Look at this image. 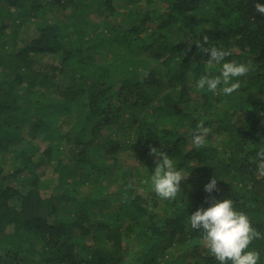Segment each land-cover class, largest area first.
Here are the masks:
<instances>
[{
    "label": "trees",
    "instance_id": "1",
    "mask_svg": "<svg viewBox=\"0 0 264 264\" xmlns=\"http://www.w3.org/2000/svg\"><path fill=\"white\" fill-rule=\"evenodd\" d=\"M256 3L0 0V264H217L188 220L225 199L264 234ZM205 36L252 66L229 96L196 90L222 66L199 51ZM201 120L211 133L196 149ZM152 147L187 174L174 200L152 190ZM121 153L143 169L125 171ZM251 248L264 264V239Z\"/></svg>",
    "mask_w": 264,
    "mask_h": 264
},
{
    "label": "clouds",
    "instance_id": "2",
    "mask_svg": "<svg viewBox=\"0 0 264 264\" xmlns=\"http://www.w3.org/2000/svg\"><path fill=\"white\" fill-rule=\"evenodd\" d=\"M254 7L257 13L264 15V4L256 3ZM208 41L205 36L203 43H197L199 51L209 55V66L213 63L222 66L219 74L200 76L196 81V90L229 96L240 89V78L252 71V66L236 61L224 62L231 55L230 50L205 47ZM210 133L211 128L206 127L201 120L192 135V145L196 149L202 148ZM150 155L157 158L150 178L152 190L162 200H174L180 191V182L187 178V174L177 170L174 161L166 152L152 147ZM257 157L260 161L257 174L264 177V149L257 153ZM216 187L217 181L211 179L204 190L210 194ZM188 223L191 229L202 232V241L217 264H260V252L251 248V245L256 240L264 239V234L253 228L246 214L235 210L231 199L213 201L206 210L198 209L189 217Z\"/></svg>",
    "mask_w": 264,
    "mask_h": 264
},
{
    "label": "rangeland",
    "instance_id": "3",
    "mask_svg": "<svg viewBox=\"0 0 264 264\" xmlns=\"http://www.w3.org/2000/svg\"><path fill=\"white\" fill-rule=\"evenodd\" d=\"M20 44V42H19ZM51 56H46L45 58H43L41 61H45V60H51ZM35 61V64L33 66V68L35 69H39V71L41 70V65H40V59H33ZM71 127V125H65L64 126V131H66L67 129H69ZM190 148V147H189ZM123 160H121V167H123V169L125 171H128L130 172V174L133 173V171L135 170V167H139L141 169H143V166H144V163L139 161L138 159L136 158H132L128 155H124L121 153V157ZM40 169L39 167L37 168V172H39ZM50 172V170L48 171ZM119 174V173H118ZM118 174H113V180L115 182L112 183V180L110 179L109 181H111V184H110V189H109V193H112L114 192L115 190H119L120 191V188L122 186V183H121V178L120 176H118ZM116 176V178H115ZM130 178V177H129ZM88 190V189H87ZM87 192V191H86ZM43 194H46L47 196L49 195V192H44ZM124 224H126V222H123ZM86 242L87 243H90L92 242V238H87L86 239ZM204 244V243H203ZM205 246V245H204Z\"/></svg>",
    "mask_w": 264,
    "mask_h": 264
}]
</instances>
